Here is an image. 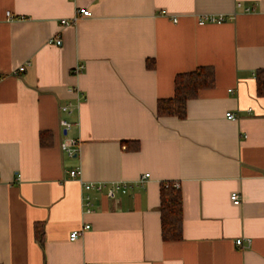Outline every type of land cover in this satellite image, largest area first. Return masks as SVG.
<instances>
[{
  "label": "crops",
  "instance_id": "obj_1",
  "mask_svg": "<svg viewBox=\"0 0 264 264\" xmlns=\"http://www.w3.org/2000/svg\"><path fill=\"white\" fill-rule=\"evenodd\" d=\"M206 15L226 20L197 25ZM207 67L214 86L186 117H157L175 77ZM260 70L264 0H0V264H264ZM62 119L74 124L66 136ZM113 182L132 186L108 199ZM168 182L181 186L177 242L161 238ZM96 183L101 192L83 188Z\"/></svg>",
  "mask_w": 264,
  "mask_h": 264
},
{
  "label": "trees",
  "instance_id": "obj_2",
  "mask_svg": "<svg viewBox=\"0 0 264 264\" xmlns=\"http://www.w3.org/2000/svg\"><path fill=\"white\" fill-rule=\"evenodd\" d=\"M257 95L264 97V70L257 73ZM174 95L172 98L159 100L156 105V115L159 118L166 116L184 119L186 117V104L198 95L203 89L214 86V71L210 68H197L193 72L179 74L174 79ZM43 141V134L40 136ZM43 143V142H42ZM160 230L164 242H177L183 236V215L180 190L172 186V182L160 184ZM34 234L39 244L43 241L41 225L34 226Z\"/></svg>",
  "mask_w": 264,
  "mask_h": 264
},
{
  "label": "built area",
  "instance_id": "obj_3",
  "mask_svg": "<svg viewBox=\"0 0 264 264\" xmlns=\"http://www.w3.org/2000/svg\"><path fill=\"white\" fill-rule=\"evenodd\" d=\"M249 10L250 9H245L244 11L249 12ZM76 14H77L76 17H78V16L88 17L89 16L88 10H84V9H81V10L77 11ZM5 19L7 21H12V20H15L16 18H14L11 15V13L9 11H7L5 13ZM225 20L226 19L223 16H220V17H215V16H212V15L199 16L197 18V25H199V26H204L206 24H217V25H219L220 23L224 22ZM75 21H76V18L73 19L72 21L63 20L62 21V25L67 26V25L73 24ZM171 22L176 24L177 23V18H172ZM55 45L56 46H60L61 45V41L59 39H56L55 40ZM29 66H30L29 63L21 65L16 70V74H20L21 72H24L25 69L27 67H29ZM81 70H82V66H79L78 69H76L74 72L78 73ZM229 92H231V91H229ZM60 111H61L62 114L69 116V115H71L73 113L74 106L71 105V104L65 105V106L60 108ZM225 118L227 120H231V121H235L236 120L235 115L232 114L231 112H227L225 114ZM73 125L74 124L72 122L68 121L67 119H62L60 121V126H61L65 136L67 134V131ZM60 147H61L62 152L65 154V156H67L69 158L75 157L78 154V152H79L78 143L75 140L67 138V137H65L64 141L60 144ZM68 175H70V177L73 178V179H80L81 178L80 169L76 168L74 170H71V171L68 172ZM148 177H149L148 174H146L145 176L139 178L138 182L142 183L143 179L144 178H148ZM104 186L105 185L103 183L83 184V188L84 189H86V190L96 189L99 192H101L104 189ZM131 186H132L131 184H126V183L123 184L121 182L110 183V187H109L110 189L107 191L106 197L108 199H111L118 193L124 194L128 189L131 188ZM172 186L175 189H177V190H180V187H181L178 182H172ZM230 199L233 202V204H235V205H240L241 204V200L236 194H232L230 196ZM84 204L87 207L90 205L89 198L87 196L84 197ZM87 211H89V209H87ZM88 229H90V226L88 224H84L83 227L80 230L71 232V234L69 236V240L70 241H75V240L81 238L83 236V234L85 233V231H87ZM242 240L243 239H237V240L234 241L236 246L238 248H240V249H242L244 247V243H243ZM246 242H247V246L251 245V241L249 239H247Z\"/></svg>",
  "mask_w": 264,
  "mask_h": 264
}]
</instances>
